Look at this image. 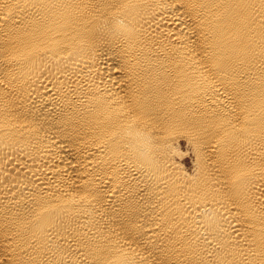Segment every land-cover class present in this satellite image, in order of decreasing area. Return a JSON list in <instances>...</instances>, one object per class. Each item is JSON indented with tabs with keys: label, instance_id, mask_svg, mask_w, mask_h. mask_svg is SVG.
<instances>
[{
	"label": "bare ground",
	"instance_id": "bare-ground-1",
	"mask_svg": "<svg viewBox=\"0 0 264 264\" xmlns=\"http://www.w3.org/2000/svg\"><path fill=\"white\" fill-rule=\"evenodd\" d=\"M0 264H264V0H0Z\"/></svg>",
	"mask_w": 264,
	"mask_h": 264
}]
</instances>
